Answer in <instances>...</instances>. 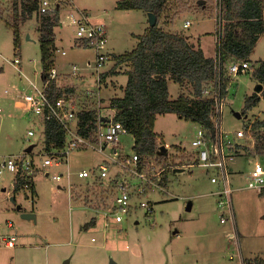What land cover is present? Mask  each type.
Instances as JSON below:
<instances>
[{
  "label": "rangeland",
  "instance_id": "obj_1",
  "mask_svg": "<svg viewBox=\"0 0 264 264\" xmlns=\"http://www.w3.org/2000/svg\"><path fill=\"white\" fill-rule=\"evenodd\" d=\"M71 1L74 2L73 10L84 8L94 18L105 20L110 32L109 50L116 54L134 48L139 39L138 34L145 33L146 27L150 26L149 16L146 19L144 10L117 9L118 0H62L60 13L63 22L58 29V36L59 48L64 47L66 51L72 49L71 42L75 36L66 11L71 8ZM180 1L183 2L180 3L178 16L171 22L173 24L167 26L171 31L192 32L198 22L205 19L208 21L203 26L213 29L212 22H217L220 18L219 0L206 2L203 8L199 7L197 0ZM11 3L12 0H0V10L4 15L11 12ZM210 15L214 17V21L209 19L212 18ZM187 19L193 24L185 29L182 25ZM37 28V20L33 16L24 24L19 46H16L18 44H15L12 27L0 17V107L5 110L0 118V156L23 152L32 143L35 144L32 149L35 153L44 150V128L41 120L28 110L13 106L11 89L13 85L21 86L24 81L11 62L18 54L22 59L20 67L23 72L36 78L39 84L42 83V53ZM28 34L30 38L27 37ZM215 44L214 36H203V45L208 54L215 53ZM258 47L255 56L264 60V42ZM86 51L90 52L94 60L96 52L92 49ZM84 63L85 61L78 65ZM123 65L129 68V64ZM251 66L252 69L235 75L228 82L222 115L224 129L231 136L234 134L231 140L237 143L236 149L245 145L251 149L240 150L246 154L239 155L230 163L234 168L235 181L231 198L239 233L238 241L226 235L233 229L232 221L222 222L220 219L223 210L219 207L218 196L213 194L217 192L219 184L210 179L217 169L201 164L184 165L192 161L190 157L195 148L191 142L200 124L182 118L174 112H167L157 117L155 131L159 137L163 136L159 142L170 149L167 155L169 163L176 168L183 167L184 170H170L166 175V185L164 171L161 175L164 189L150 185L146 193H133L134 201L140 197L142 200H148L154 205V211L149 213L147 207L139 208L134 214L125 215L121 223L111 218L112 227L104 231L103 211L111 204L116 193L115 189L109 186L113 185L112 179L124 175L128 183L134 184L133 189L135 184L137 183L138 187L139 183L129 170H121L120 166H114L109 172L110 177L103 181H81L78 172L97 166L104 158V154L91 148L76 149L64 165L51 168L52 172H63L64 175L68 171L72 173L76 202L70 198L67 176L56 182L51 176L46 177L40 171L36 172L34 180L38 185L39 195H33L32 190L25 188L16 191L12 185V174L6 173L0 177V264H61L68 258L71 264H241L240 254L245 258L262 254L264 195L257 189L246 187L245 173L253 167L256 158L260 161L264 159V155L256 150V135L252 129L255 119L264 118V97L254 108L249 109L246 115L236 114L243 112L246 96L252 94L257 86L252 77L255 66ZM89 70L82 71L86 73ZM169 87L174 98L183 91L173 80L169 81ZM7 88H10L11 92L6 94ZM79 101H75L77 106ZM102 108H106L104 112L107 115L116 112L110 104ZM240 128L246 129V136L234 138L236 130ZM30 129L35 130L31 139L28 137ZM120 142L126 154L134 152V135L131 132L122 134ZM147 158H154L157 170L167 162L166 156ZM147 171L148 178L155 181L157 177L152 174V169ZM58 183H61L62 189L58 187ZM4 187H7L6 190ZM11 196H15V200H12ZM190 201L194 202V206L188 209ZM19 205L22 206L21 209L18 208ZM25 212H33L35 217L25 219L22 216ZM91 217H95L98 223L94 227L81 230V226ZM136 218L139 223H136ZM10 221L16 228L9 227ZM12 233L19 235L16 246H8L3 240L4 236Z\"/></svg>",
  "mask_w": 264,
  "mask_h": 264
},
{
  "label": "trees",
  "instance_id": "obj_2",
  "mask_svg": "<svg viewBox=\"0 0 264 264\" xmlns=\"http://www.w3.org/2000/svg\"><path fill=\"white\" fill-rule=\"evenodd\" d=\"M198 1V0H197ZM200 4L203 8L208 2ZM180 0H118L117 9H142L156 14L157 23L149 26L144 34L138 36L137 45L130 51L116 55V64L126 62L128 81L124 94L113 98L110 102L115 109V120L122 122L134 135V150L141 156H166L165 177L174 168L168 161V153L157 144L158 135L155 122L159 114L174 112L182 118L202 124L209 129L214 128V101L203 97L206 85H212L218 76L217 57H209L199 43H194L189 34L174 33L165 28V24L174 22L178 16ZM207 2V3H206ZM11 12L0 17L12 27L15 44L21 40V26L38 16L39 44L42 61V79L46 82L50 97L55 99L62 93L58 91L57 80L51 79L49 69L52 66L56 49V33L54 29L61 23L60 8L56 7L40 12V0H12ZM189 5L187 3H183ZM221 38L218 52L221 62V86L223 93L227 92L230 77L227 75V65L234 60H249L255 51L256 43L264 33V0H220ZM220 33V30H219ZM253 65V64H252ZM173 79L181 87H193L192 95L181 93L172 99L168 78ZM256 83L263 85L262 91H254L246 96L245 108L242 115L254 108L264 97V60L252 72ZM95 109H83L79 113L78 127L82 135L90 134L96 120ZM44 128L43 147L45 150L62 148L66 139V128L56 119H46ZM256 135V150L264 155V118H257L252 124ZM249 150L247 145L237 147L235 153L242 154ZM251 150V149H250ZM249 150V151H250ZM177 166V165H176ZM23 179H19L14 189L24 188ZM32 194L35 185L32 184ZM15 198V196H14ZM93 222V221H92ZM251 264V262L249 263Z\"/></svg>",
  "mask_w": 264,
  "mask_h": 264
},
{
  "label": "built area",
  "instance_id": "obj_3",
  "mask_svg": "<svg viewBox=\"0 0 264 264\" xmlns=\"http://www.w3.org/2000/svg\"><path fill=\"white\" fill-rule=\"evenodd\" d=\"M220 1V0H219ZM62 0H40V12L53 9L56 7L61 8ZM72 2V1H71ZM74 2H72L71 8L67 12L70 25L74 28L76 39L79 46H85L91 48L96 52L94 60H88L82 66L78 64H72L71 71L74 75L82 73L83 69H92L96 71L98 77L97 89L87 88L85 90L86 100L94 102L97 100L98 105L95 107L83 108V109H95L96 120L93 128L88 135H82L79 132L78 117L79 113L83 109L78 108L74 98L69 95H59L55 99H52L46 90L47 84H39L38 81L32 79L26 72H23L20 65L22 59L18 54L11 62L20 72V77L26 80V87L20 85H13V97L12 102L16 108L22 110H28L37 116L41 123H44L46 119L54 118L61 125L66 128V139L62 148H52L51 150H43V152L35 153L33 150H25L17 154H8L7 156H0V177H3L6 173H10L13 176L12 185L14 186L19 179H23L22 184L25 189L32 190V184L34 183V176L36 172H41L44 176H51L56 182L61 181L63 177L67 176L70 198L74 197V184L71 183L72 173L68 171L65 175L63 172H52L51 168L56 166L60 167L68 161L70 154L76 149H93L102 155L103 160L92 168H85L78 172V177L95 181H103L109 178V172L114 166H120L121 170H129L133 176L136 177L137 183L133 189L132 183H128L126 177L116 176L112 179L113 185L110 187L115 189V195L106 209L103 211L106 222L113 218L115 221L121 223L124 220L125 215L134 214L139 208L147 207V211L150 213L153 211L152 204L146 200L133 199V193L140 191L141 193L151 185L153 188L164 189L161 180L162 173L165 171V166L157 170L154 158H147L149 156L157 157V155L141 156L134 152L132 154H126L122 150L120 142L121 136L124 133H130V130L122 122L115 120V113L113 115H107L100 105L101 101V67H103L111 58L112 52L109 51V32L105 20L94 18L91 13L84 8L74 9ZM220 7V5H219ZM220 10V8H219ZM221 12V10H220ZM220 19V18H219ZM63 17H61L62 25ZM191 20L187 19L184 22V27H189ZM220 29V25L218 27ZM221 29L216 38V55L218 64V76L217 84L215 81L212 85H206L203 89V97L212 99L214 101V115L213 123L214 128L200 124V127L195 133L191 144L195 148L192 151L190 159L191 162L184 164L185 166H196L198 164L214 167L216 172L211 174L210 179L213 183L219 184L217 192H213L218 196V204L223 213L221 219L223 222L231 220L233 223V229L228 232L229 238L238 240V231L236 228V218L233 209V200L231 198L234 190L233 175L230 160L235 155L236 144L233 143L231 136L223 127L222 115L224 110V103L226 99V93H223V86H221V62L218 52V46L220 45ZM54 52H60L66 54V50H61L56 47ZM227 75L232 78L235 75L244 73L252 69L249 60H234L227 66ZM59 71L55 66H51L49 69V76L51 79L57 78ZM10 88L5 90L6 94L10 93ZM228 92V88H227ZM95 103V102H94ZM5 110L0 107V118ZM246 129L240 128L236 130L234 138H241L246 136ZM133 134V133H132ZM35 135V130L30 129L28 137ZM160 145L161 142L159 143ZM169 151V148H168ZM254 166L245 173L247 180V188L257 189L264 195V159L262 161L255 160ZM152 169L153 175L156 176V180L148 178V171ZM176 168V167H175ZM164 174V173H163ZM92 182V181H91ZM144 182V185H143ZM137 188V189H136ZM226 210V211H224ZM109 223V222H108ZM107 223V224H108ZM11 225V224H10ZM16 235H10L9 238H4L5 242L10 246L14 245Z\"/></svg>",
  "mask_w": 264,
  "mask_h": 264
},
{
  "label": "crops",
  "instance_id": "obj_4",
  "mask_svg": "<svg viewBox=\"0 0 264 264\" xmlns=\"http://www.w3.org/2000/svg\"><path fill=\"white\" fill-rule=\"evenodd\" d=\"M118 2V1H117ZM116 5H117V3H116ZM204 9H206V8H204ZM264 9V8H263ZM145 12V11H144ZM146 14V19H147V17H148V12H145ZM211 16V15H210ZM35 17H36V20H37V25H39V23H38V18H37V15H35ZM212 18H209L211 21L213 20L214 21V17L213 16H211ZM100 19H102V18H100ZM30 20V19H29ZM102 20H104V19H102ZM28 21V20H27ZM26 21V22H27ZM186 21V20H185ZM184 21V22H185ZM208 21V19H205V20H202V21H200V22H198L199 24H197V26H196V28H195V30L194 31H192V32H189V33H186V34H189L190 35V38H191V40L194 42V43H199L200 45H201V47L204 49V51H205V54L207 55V56H209V57H215V55H216V50H217V48H216V44H215V48H216V50H215V53L214 54H208L207 52H206V49L204 48V45H203V36H205V34H210V35H212V36H214L215 37V40H216V38H217V36H218V33H219V25H221V20L220 19H218V21L216 22V20L214 21V22H212L213 23V29L210 27L209 29L208 28H206L205 26H203V24H206V22ZM25 22V23H26ZM149 22V21H148ZM195 22V21H194ZM24 23V24H25ZM149 24V23H148ZM169 24H173V23H169ZM193 24V22L191 21V25ZM108 25V24H107ZM190 25V26H191ZM61 25H58V26H56L55 27V29H54V32L56 33V42H55V45H56V47H58L59 48V36H58V29H59V27H60ZM165 26V28L167 29V26H168V24H165L164 25ZM183 27H184V23H183V25H182ZM189 26V27H190ZM189 27H184L185 29L186 28H189ZM21 34L24 32V30H23V28H24V25H22L21 26ZM148 27H146V29H147ZM37 30H38V28H37ZM167 30H169V29H167ZM171 31V30H170ZM38 32H39V30H38ZM109 32V31H108ZM145 32H146V30H145ZM172 32H174V33H176L175 31H172ZM177 33H183L182 31H180V32H177ZM142 34H144V33H142ZM140 34H138V36H139ZM29 36V37H28ZM28 38H30V35L28 34ZM137 36V37H138ZM109 37H110V32H109ZM139 40V39H138ZM262 42H264V33H262L261 35H260V37H259V39H258V41H257V43H256V48H255V51H254V53H253V55L250 57V63L251 64H253L254 66L255 65H258V61H260V60H262V59H260V58H257L255 55H256V52H257V50H258V46H259V44L260 43H262ZM72 43V49L71 50H73L72 52H71V50H67L66 52V54H63L62 55V53H60V52H55V54H54V56H53V66H55L56 67V69H57V71H59V75H58V77L56 78V80H57V86H58V91H60L61 93H62V95H64V94H68L69 96H72V98H74V100L77 102V101H79L78 102V104H79V108H81V109H83V108H88V107H92L93 105L96 107L97 105H98V103H97V100H94V102H91V101H89V100H86V97H85V90L87 89V88H95V89H97V82H98V79H97V77H98V75H96V73H95V71L94 70H92V69H90L88 72H83L82 71V73L81 74H79V75H74L71 71H70V69H71V66H72V64H78V63H82L83 61H85V63H86V61L87 60H92V56L90 55V52H88V51H86V49H88V50H91V48H89V47H85V46H79L78 45V40L76 39V36H74V40L71 42ZM138 43V42H137ZM137 43L135 44V46L137 45ZM134 46V47H135ZM110 48V47H109ZM62 50L63 49H65L64 47H62L61 48ZM133 49V48H132ZM131 49V50H132ZM109 51H111V50H109ZM126 51H130V50H126ZM126 51H122V52H120V53H125ZM112 52V51H111ZM114 52H112V54H113ZM120 53L119 54H116V53H114L113 55H112V58L104 65L105 67L103 68V69H101L102 70V73H101V84H100V91H101V101H100V105H101V107L102 106H108L109 104H110V102H111V100L113 99V98H116V97H121V96H123V94H124V90H125V85H126V83H127V81H128V78H129V76H128V73H127V66H124L123 64H125L126 62H123V63H120V65H117V66H115V64H116V59H115V56L116 55H120ZM84 63V64H85ZM84 64H82V65H84ZM128 64V63H127ZM82 65H80V66H82ZM122 66H124V67H122ZM41 71H42V67H41ZM86 71V70H85ZM42 73H43V71H42ZM28 74V73H27ZM29 75V74H28ZM30 76V75H29ZM31 77V76H30ZM21 79H22V77H20ZM32 79H34V80H36V81H38L36 78H33V77H31ZM41 78H42V76H41ZM22 80H24V79H22ZM170 80H173V79H171L170 77L168 78V82L170 81ZM44 82H43V79H42V83L41 84H43ZM26 85H27V82H26V80H24V81H22L21 82V87H26ZM87 86H89V87H87ZM181 87V86H180ZM183 88V87H182ZM255 90H256V88H255ZM190 91H193V87H191V86H188V87H186V88H183V91H182V93L184 92V93H186V94H189V95H192V93H190ZM84 92V93H83ZM171 98L172 99H176V98H178V96L176 97V98H174V97H172L171 96ZM12 104H13V102H12ZM13 106H14V104H13ZM15 107V106H14ZM16 108V107H15ZM106 109V108H105ZM114 111H115V109H113ZM109 115V114H108ZM163 136H160L159 137V135H158V138H157V144H159L160 142H159V140L162 138ZM163 139V138H162ZM168 144V143H167ZM159 146L161 147V145L159 144ZM167 147V146H166ZM168 148V147H167ZM85 149V148H84ZM81 150H83V149H81ZM170 150V149H169ZM166 153H168V151L166 152ZM243 155L244 154H246V153H242ZM168 155H169V153H168ZM239 155H241L240 153H235V155L233 156V158L230 160V163H231V161L233 162V160H236V158L239 156ZM257 159V158H256ZM255 159V160H256ZM254 160V161H255ZM256 162V161H255ZM231 165V164H230ZM254 166V165H253ZM231 167H232V175H233V172H234V168H233V166L231 165ZM178 168V167H177ZM174 171L175 172H180V171H178V170H176V168L174 167ZM78 178H80V177H78ZM80 180L81 181H90L89 180V178H85V179H83L82 180V178H80ZM81 181H79V182H81ZM232 181H235V178H234V176H233V180ZM74 181H72L71 180V183H73ZM109 182V181H108ZM163 182V181H162ZM164 182H165V185L167 184V182H166V180H164ZM34 185H35V194L36 195H39V191H38V185H36V181L34 180ZM58 187L60 188V189H62L63 188V186L61 185V183H58ZM239 187H241V186H238V188ZM6 188L7 187H4V190H6ZM151 191V190H150ZM144 193H146V192H144ZM143 194V193H142ZM214 194V193H213ZM143 196V195H142ZM141 198V197H140ZM140 198H138V200L140 199ZM143 198V197H142ZM136 199V198H135ZM71 200H74L75 201V199H74V197H72L71 198ZM140 200H142V199H140ZM143 200H145V199H143ZM146 201H148V200H146ZM76 202V201H75ZM150 202V201H149ZM79 203V202H78ZM151 203V202H150ZM152 204V203H151ZM194 206V202H192V207ZM152 207H153V211H154V205H152ZM191 207V208H192ZM97 210H98V208H96ZM99 211V210H98ZM104 213V212H103ZM26 219V218H25ZM220 219H221V215H220ZM138 220V218H136V223H139V221H137ZM222 220V219H221ZM93 221V222H92ZM98 220L97 219H95V217H91V219L90 220H88V221H86V224H84V225H82L81 226V230H83V229H86V228H89V227H94L98 222H97ZM228 221V220H227ZM227 221H225V222H227ZM104 222H105V226H104V231L105 230H108L110 227H112V225H113V222H110V220L108 221V222H106V218L104 219ZM223 222V221H222ZM108 223V224H107ZM119 223V222H118ZM9 227L11 226V227H15L16 228V226H15V224H13V222L12 221H10L9 223ZM11 224V225H10ZM233 224V223H232ZM17 233V232H16ZM16 233H12V234H10V235H16V239L14 240V245H10V246H16L17 245V243H16V240L18 239V234H16ZM10 235H8V236H4L3 237V240H4V238H9L10 237ZM227 235V237L229 238V236H228V233L226 234ZM20 236H22V238H25L23 235H20ZM238 237H239V233H238ZM230 239H233V238H230ZM239 239V238H238ZM92 240L94 241L95 239H94V237H92ZM5 241V240H4ZM238 241V240H237ZM236 241V242H237ZM8 245V244H7ZM9 246V245H8ZM47 251V250H46ZM259 252V251H258ZM252 255V254H251ZM240 256H241V258H240V260H241V264H249L250 262H251V264H264V252L262 253V254H260V253H258L257 255H255L254 257H252V256H250L249 255V257L248 258H245V256H243V254H240ZM231 258H233V257H231ZM66 261H68V264H71V261H70V259L68 258V259H66V260H64V261H62L63 263H61V264H64ZM47 264H49L48 262H47ZM112 264H115L114 262H112Z\"/></svg>",
  "mask_w": 264,
  "mask_h": 264
},
{
  "label": "water",
  "instance_id": "obj_5",
  "mask_svg": "<svg viewBox=\"0 0 264 264\" xmlns=\"http://www.w3.org/2000/svg\"><path fill=\"white\" fill-rule=\"evenodd\" d=\"M198 3L203 4V3H205V0H198ZM148 16H149V24H150V26H154L157 23V18L158 17L153 12H149ZM256 85H257L256 86V91H258V92L262 91L263 85L261 83H257ZM236 114L238 116L242 115L240 112H236ZM34 146H35L34 143L30 144L29 146H27V150L31 151L34 148ZM161 149L164 152L168 151V148L166 147L165 144L161 145ZM176 170L180 171V170H184V168L180 167V168H176ZM11 198H12V200H15L14 196H11ZM21 207H22L21 205L18 206L19 209H21ZM191 207H192V202L190 201L189 204H188V209H191ZM22 216H23V218L29 219V218L35 217V213H33V212H29V213L25 212V213L22 214ZM64 264H68V261H66Z\"/></svg>",
  "mask_w": 264,
  "mask_h": 264
}]
</instances>
